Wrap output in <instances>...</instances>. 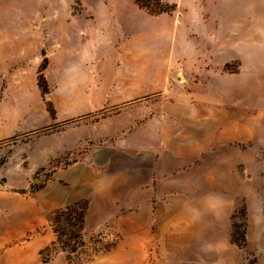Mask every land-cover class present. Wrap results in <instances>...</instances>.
<instances>
[{"label": "rangeland", "instance_id": "obj_1", "mask_svg": "<svg viewBox=\"0 0 264 264\" xmlns=\"http://www.w3.org/2000/svg\"><path fill=\"white\" fill-rule=\"evenodd\" d=\"M168 6L0 0V264H264V0L234 1L259 11L245 48L259 78L227 95L167 65L182 51L154 18ZM192 89L231 127L132 123L149 104L176 119L163 105Z\"/></svg>", "mask_w": 264, "mask_h": 264}, {"label": "crops", "instance_id": "obj_2", "mask_svg": "<svg viewBox=\"0 0 264 264\" xmlns=\"http://www.w3.org/2000/svg\"><path fill=\"white\" fill-rule=\"evenodd\" d=\"M168 4L175 5V12L172 14L162 13L154 18L166 20L168 27L174 31V40L176 46L181 48L179 60H170L167 65L170 68L177 67L181 69V76L185 81L191 79H207L217 81L218 90L221 94H229L233 91H242L246 83L244 81L259 78L257 72H248L246 68V52L248 47V33L255 26L250 24V16H258L259 11L256 9L250 11L248 8L234 7L235 0H162ZM242 3V0H237ZM242 5V4H241ZM116 16H121L122 29L132 32L137 29V12L119 11ZM74 40L82 38L88 40V30L76 31ZM194 33V34H192ZM177 34V35H176ZM191 34V35H190ZM211 48L209 68H202L205 61H200L198 56L200 48ZM193 49V51H191ZM190 54V55H189ZM234 60H237V70L235 72H223V68ZM152 62H146L145 68L150 69ZM215 67V68H214ZM202 68V69H201ZM213 69H221L219 73ZM145 73V78L150 74ZM144 76L142 78H144ZM180 76V75H179ZM171 77H169L170 79ZM168 88V95L171 94ZM150 93L142 92L141 95ZM201 96H208V93ZM204 100V99H203ZM199 99V94L195 89L187 91L186 96L178 104L163 105L166 109L172 110L177 108L178 116L171 119L169 116L160 117L155 120L153 114V105H144L147 109L145 117L132 123H144L142 126L148 128L151 123H169L170 120L176 123H212L222 124L221 131L231 127L233 123V113L228 110L227 106L221 105L209 106ZM226 104V103H225ZM99 124L106 123V120L97 121ZM231 142V141H229ZM228 143V142H227Z\"/></svg>", "mask_w": 264, "mask_h": 264}, {"label": "trees", "instance_id": "obj_3", "mask_svg": "<svg viewBox=\"0 0 264 264\" xmlns=\"http://www.w3.org/2000/svg\"><path fill=\"white\" fill-rule=\"evenodd\" d=\"M133 1H139V0H133ZM173 10V7L172 6H168V9H161L160 10V13H166V12H169V11H172Z\"/></svg>", "mask_w": 264, "mask_h": 264}]
</instances>
